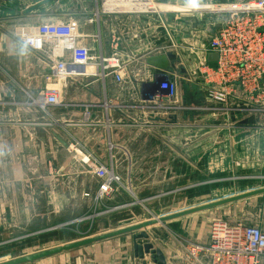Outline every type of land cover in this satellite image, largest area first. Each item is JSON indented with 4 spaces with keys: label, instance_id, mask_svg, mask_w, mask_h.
Wrapping results in <instances>:
<instances>
[{
    "label": "crops",
    "instance_id": "obj_1",
    "mask_svg": "<svg viewBox=\"0 0 264 264\" xmlns=\"http://www.w3.org/2000/svg\"><path fill=\"white\" fill-rule=\"evenodd\" d=\"M26 1L0 0V19L27 22L13 30L0 26V239L19 231L26 232L23 236L26 238L76 222L61 221L69 214L68 199L64 197L68 191L65 178L75 168L76 152L81 157V153L87 154L109 165V139L117 147L114 149L117 170L124 169L126 175L122 173L123 177L125 175L129 181L133 178L135 186L146 173L143 168L148 157L141 147L148 144L145 137L152 131L160 136L156 140L157 186H170L183 179L190 182L183 188L158 192L148 199L140 198L139 188L133 189V194L124 185L118 188L107 197L112 202L111 213H125L130 217L128 215L124 223L112 231L149 221L140 215L132 220L134 210L143 207L142 201H159L184 190L188 194L183 199L189 204L196 200V197L191 198L194 196L191 191L197 187L210 186L211 189L212 180L221 181L225 185L220 188L231 194L237 188L241 195L264 189V159L256 156V124L221 126L222 131L236 132L225 137L214 134L218 129L211 125L184 122L185 118L188 120L196 115L194 109L198 100L199 106L207 102L203 83L199 77L194 80L192 72L199 61L207 59L202 49L217 35L223 22V16L212 9L240 0H149L154 9L148 12L136 10L134 0H55L28 14L26 10L44 0ZM43 24L76 26L77 32L90 44L92 57L121 58L127 66L122 82L113 76L105 80L74 77L61 81L57 85L61 105L50 109H59V118L27 107L29 97L53 89L51 68L60 56L55 55L50 45L32 48L19 38L21 28L31 34ZM168 53H175L178 59L172 74L178 80L177 99L183 110L178 114L176 125L151 121L150 118L159 116L144 105L147 89L158 86L159 75L149 59ZM69 58L67 50L63 59ZM87 111L88 118L85 117ZM188 129L203 133L199 139L189 136L186 149L180 151L176 135ZM137 133L141 134V139L134 138ZM55 134L69 147L61 145ZM170 146L172 152H166V147ZM136 147L139 153L135 152ZM166 156L169 157L166 159ZM58 178L62 187L59 192H46ZM95 178L91 176V185L81 193L84 198H81L80 207L85 206L88 211L99 206L96 201L91 203L94 196L97 198L101 185ZM197 179L202 182L197 183ZM39 187H44L48 196L44 213L38 214ZM240 202L244 203L242 217L237 212L235 225H254L264 232V195ZM207 213L150 227L147 231L149 242L164 253L167 264H187L189 244L209 245L211 225L218 219ZM245 213L256 215L251 221L254 224L241 221ZM99 215L92 213L91 217ZM225 217L224 213L220 221H225ZM38 222L43 225L39 230ZM147 243L138 241L141 246ZM133 244V236L127 235L35 264H155L150 255L136 258Z\"/></svg>",
    "mask_w": 264,
    "mask_h": 264
},
{
    "label": "built area",
    "instance_id": "obj_2",
    "mask_svg": "<svg viewBox=\"0 0 264 264\" xmlns=\"http://www.w3.org/2000/svg\"><path fill=\"white\" fill-rule=\"evenodd\" d=\"M138 1H132L136 9H154L151 1L137 4ZM212 10L223 15L224 19L217 35L202 49L207 59L198 62L193 74L202 81L206 95L217 102H223L237 91L256 96V69L261 68L264 76V0L235 2ZM28 37L30 41L26 43L32 48L50 45L55 55H60L51 68V77L60 82L74 77L105 80L113 76L118 82L124 79L127 66L121 58L92 57L90 44L77 32L76 26L43 24ZM67 50L70 58L66 60L63 58ZM211 54L218 56L216 62L208 61ZM156 83L157 87L147 89L144 100L147 105H144L160 117L182 112L177 99V77L170 73L159 75ZM60 105V91L57 89H47L36 97H29L26 103L27 107L42 114H48L52 107ZM85 117H89L88 111ZM109 147L110 151L115 147L110 139ZM81 154L82 162L89 165L92 174L101 180L97 199L110 197L123 186L113 165ZM187 256V264H262L264 232L259 227L231 225L218 220L211 225L209 245L189 244Z\"/></svg>",
    "mask_w": 264,
    "mask_h": 264
},
{
    "label": "rangeland",
    "instance_id": "obj_3",
    "mask_svg": "<svg viewBox=\"0 0 264 264\" xmlns=\"http://www.w3.org/2000/svg\"><path fill=\"white\" fill-rule=\"evenodd\" d=\"M140 1V0H139ZM137 2V4L139 3ZM248 1V0H240ZM27 3V1L25 0ZM142 2V1H141ZM154 7V6H152ZM141 12H148L141 9H136ZM218 14V13H216ZM221 15V14H220ZM223 16V15H221ZM224 19V16H223ZM27 23L26 20H19V19H0V26H3L4 28L8 30L15 29L16 26H25ZM21 33L19 34V38L25 42H29L30 35H33L36 33L35 30L32 31L31 34H28V31H25L24 28H21ZM18 28L16 29V31ZM28 32V33H27ZM188 54V53H187ZM178 66V65H177ZM179 67V66H178ZM180 68V67H179ZM264 68V67H262ZM261 68L256 69V96H250L248 94H245L243 92L237 91L234 95L226 98L223 102L216 101L214 98H210L208 95H206L207 102L206 105H201L199 100L197 101L198 104H196V108L194 109V113L196 115H193L192 120L191 117L187 120L185 118L184 122H195L196 124L201 125H211L212 128H217L218 131H214V134L219 135L222 134L225 137L229 133H236L235 131H222V127L224 125H235V124H245V125H251L256 124V156H259L260 158L264 159V76L262 74ZM194 71L195 67H194ZM192 72V78L195 80V75ZM262 75V78L260 77ZM202 82V81H201ZM60 80H57L53 78V89H57L59 91V85ZM57 86V87H56ZM204 89V87H203ZM204 92L205 89H204ZM205 96V95H204ZM54 118H59V109L50 110V113ZM199 114V115H198ZM56 127H54L53 130H55ZM253 132V131H250ZM202 131H194V130H182L180 132V135H176V139L179 140V143L176 144L177 148L181 151L185 150V143H187V139L189 136H194V138L199 139L201 138ZM167 136V135H166ZM165 136V137H166ZM145 137V136H144ZM160 137L156 133V131L148 132V135H146L145 138L149 140L148 144L145 147H141L142 151L145 155H147L148 159L146 161V165H144V175L139 179V184L135 186V180L133 182L132 180H126L125 178L126 171L123 170H117V162L115 161V150L116 146L113 147L110 151L109 147V160L108 164L111 166L113 165L114 171L116 176H118L124 187L128 189L133 194V189L139 188L140 192V198L141 199H148L147 197H154L158 192H167L172 191V189L177 190L179 187L183 188L184 186L190 184L189 180L183 179L178 180L177 184H172L170 186H157L156 178H157V163H156V157H157V138ZM135 139H141V134L137 133L134 137ZM144 138V139H145ZM167 138V137H166ZM172 138V137H170ZM173 139V138H172ZM218 148V147H216ZM215 148V149H216ZM79 152V149L76 148ZM115 149V150H114ZM173 149L172 146L169 147V149L166 147L167 150L172 152ZM135 152H138L139 147H136ZM218 152L220 149H216ZM216 150H213L215 152ZM147 152V153H146ZM139 153V152H138ZM169 153V155H170ZM129 154V152H128ZM76 161H74L75 168L73 172H71L69 177H64L65 180H67L66 186L68 187V191L66 196L68 199V205H67V212L69 213L66 217H64L61 221L65 222H74L73 224H69L66 226H62L59 228H53L49 231L44 232H38L37 234H34L33 236L23 238L24 234L26 232L19 231L14 234H7L3 238L0 239V263L25 256L31 253H35L38 251L54 248L57 246L64 245L66 243H70L73 241L85 239L88 237L97 236L99 234H103L106 232H111L115 228H118L120 225L124 223V219L128 217L129 214L125 213H111V209L113 208L111 206L110 198H104L102 200L95 199L94 201L91 199V203L93 204L96 201V205L99 203V206L95 208L93 211L92 208L87 210V207L83 206L81 208V198H84L83 195H81L82 191H85L88 186L91 185V176L92 171L89 167V165L82 162V157L79 153L76 152ZM169 156H166V159ZM126 163V161H125ZM123 162V164H125ZM143 167V166H142ZM124 173V177L123 174ZM94 176V175H93ZM97 178V177H96ZM95 178V179H96ZM96 180L99 181L97 178ZM126 181V183H125ZM129 181V183H128ZM197 183L202 182V180H196ZM42 182V181H41ZM60 179L58 178V181L53 182L52 186H48L46 189V192H54L58 193L60 188H62L59 184ZM64 184V183H63ZM101 184V180H100ZM128 185V186H127ZM177 185V186H176ZM225 184H221V181L219 180H212L211 189H209L210 186L206 188H199L197 187L191 192H194V196L196 197V200L192 201L188 204L187 200H184L183 198L185 195L188 194V192H185L184 190H178L180 191L178 195L172 194L165 199H161L159 201L152 200V201H142L141 205L143 207H140V209H135L132 213V216L134 217L132 220H137V216L140 215L142 219H149V220H157L168 216H173L175 214H178L180 212H184L187 210H191L194 208H198L201 206H205L210 203L218 202L224 199L232 198L235 196H238L241 191H238V188L236 190L232 191V194L227 190L223 191L221 188ZM64 186V185H63ZM198 186V185H197ZM46 187V186H45ZM134 187V188H133ZM221 187V188H220ZM119 188H122L119 187ZM135 191V190H134ZM184 191V192H183ZM38 200L36 204L37 213H44L46 209V195L44 187L38 188ZM183 192V193H182ZM176 193V192H175ZM242 193V192H241ZM241 195V194H240ZM232 196V197H231ZM54 198V196H53ZM135 198V197H134ZM98 202V203H97ZM55 203V202H54ZM54 205V204H53ZM244 206V203H241L240 201L230 203L228 205H223L221 207L213 208L207 211V214L211 213V217L214 219L220 220V216H223L225 213L226 222L235 225L238 223L237 219V212H240V217H242V207ZM237 208L240 210L237 211ZM53 208V212H55ZM60 209V208H59ZM75 210V211H74ZM64 213V208H63ZM92 213H97L100 215L95 218H92ZM196 213L194 215L201 214ZM245 217L241 219V221L246 222L248 224H254L251 221L255 220L256 215L255 214H248L245 213ZM64 216V214H63ZM190 216V215H189ZM130 217V215H129ZM187 217V216H185ZM139 218V219H141ZM184 218V217H182ZM181 218H177L174 220H178ZM60 220V218L58 219ZM174 220H170L164 223L172 222ZM56 221V220H55ZM162 224V223H158ZM254 226V225H249ZM38 230L40 228H43V225L38 222L37 224ZM21 237L19 239H16L15 241H11L12 238ZM91 248V247H90ZM93 249V248H92Z\"/></svg>",
    "mask_w": 264,
    "mask_h": 264
},
{
    "label": "water",
    "instance_id": "obj_4",
    "mask_svg": "<svg viewBox=\"0 0 264 264\" xmlns=\"http://www.w3.org/2000/svg\"><path fill=\"white\" fill-rule=\"evenodd\" d=\"M55 0H44L35 6L29 8L26 10V14L35 11L36 9L52 2ZM218 60V56L216 54H211L208 56L209 62H216ZM178 62L177 56L175 53H168L161 56H157L154 58L149 59V64L156 68L157 75H166V74H172L176 71V63ZM181 72L185 73V69L181 68ZM151 121L157 122V123H164L169 125H176L179 123V117L178 115H169L166 117H156V118H150ZM56 140L63 145L64 147L68 148V144L64 141V139L59 136L58 134H55ZM264 195V189L254 190L247 194L238 195L232 198L224 199L218 202L210 203L205 206H201L198 208H194L191 210H187L184 212H180L178 214H175L173 216H168L157 220H149L147 222H143L134 226H129L123 229L106 232L103 234H99L97 236L88 237L85 239L73 241L70 243H66L61 246H57L54 248L38 251L35 253H31L25 256H21L0 264H35L39 261H43L64 253L72 252L75 250H79L97 243L106 242L109 240H113L119 237L132 235L134 244L133 249L135 253V257L139 259H144L145 255H150L152 257V260L155 264H167L166 258L164 256V253L155 247V245L150 241V236L148 234V229L150 227H153L157 225L158 223H164L170 220H174L177 218H182L185 216L193 215L196 213H200L203 211H207L213 208L221 207L223 205H228L230 203L246 200L249 198H253L256 196ZM147 241L148 243L144 246H141L138 244V241Z\"/></svg>",
    "mask_w": 264,
    "mask_h": 264
}]
</instances>
